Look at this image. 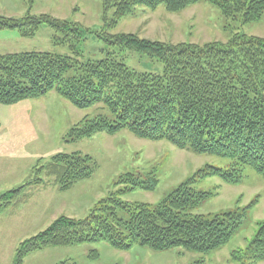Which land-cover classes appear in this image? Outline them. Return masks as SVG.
<instances>
[{
	"label": "trees",
	"instance_id": "1",
	"mask_svg": "<svg viewBox=\"0 0 264 264\" xmlns=\"http://www.w3.org/2000/svg\"><path fill=\"white\" fill-rule=\"evenodd\" d=\"M203 1L219 7L226 18L240 16L243 24L264 16V0H103L104 28L99 38L121 51L157 59L164 66L161 74L138 72L111 53L97 61L79 62L77 46L88 30L77 23L50 14L0 16V31L18 30L24 38H34L42 25L49 26L55 32L54 44L68 46L73 54L0 55V104L11 106L56 92L81 110L102 105L110 116L84 119L69 132L70 141L129 131L141 139L167 141L230 161L227 170L208 166L197 174L200 179L219 177L237 183L241 169L251 167L264 180V37L236 34L227 42L202 45L110 33L137 7L154 12L163 6L179 13ZM96 169L88 156L58 154L38 172L54 177L59 189L68 191L90 179ZM129 176L120 184L128 182L130 188L101 200L85 219L63 216L23 241L13 264H23L30 254L50 247L100 241L122 252L140 246L160 253L176 248L208 253L227 245L246 221L248 207L241 212L193 214L214 195L196 193L194 178L156 205L124 202L119 196L135 189L154 191L159 183L156 175L145 180ZM24 188L0 196V214L27 199ZM252 241L253 261H264V223Z\"/></svg>",
	"mask_w": 264,
	"mask_h": 264
},
{
	"label": "rangeland",
	"instance_id": "2",
	"mask_svg": "<svg viewBox=\"0 0 264 264\" xmlns=\"http://www.w3.org/2000/svg\"><path fill=\"white\" fill-rule=\"evenodd\" d=\"M32 1L0 0V16L50 14L79 24L88 30L77 46L81 63L97 61L111 53L138 72L164 71L157 59L121 51L99 38L98 33L104 28L103 0ZM110 33H132L149 41L203 45L227 42L236 34L264 37V16L243 24L240 16L226 18L219 7L205 1L179 13H170L163 6L154 12L137 7L132 16L124 18ZM54 35L47 25H42L34 38H24L18 30H2L0 55L50 52L73 56L68 46L54 44ZM101 115L110 116L102 105L81 110L56 92L11 106L0 104V196L19 187H25L23 194L27 195V199L12 204L0 214V264H13L18 246L45 231L55 220L63 216L85 219L101 200L130 188L128 182L120 184L122 179L130 180V174L144 180L156 175L159 183L154 191L135 189L119 196L124 202L156 205L179 185L194 178L192 187L196 193L214 195L193 214L241 212L248 207L246 221L227 245L208 253L182 248L160 253L140 246L122 252L100 241L50 247L30 254L23 264H264L253 261L251 248L264 223V180L260 175L251 167H244L237 183L219 177L200 179L197 174L208 166L227 170L230 161L180 149L167 141L141 139L129 131L113 136L98 133L74 142L68 139L69 132L84 119ZM58 154L88 156L97 169L90 179L61 191L54 177L38 172Z\"/></svg>",
	"mask_w": 264,
	"mask_h": 264
}]
</instances>
